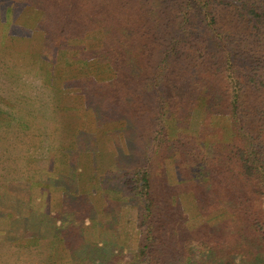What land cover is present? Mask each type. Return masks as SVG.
<instances>
[{
  "label": "trees",
  "instance_id": "1",
  "mask_svg": "<svg viewBox=\"0 0 264 264\" xmlns=\"http://www.w3.org/2000/svg\"><path fill=\"white\" fill-rule=\"evenodd\" d=\"M0 8L3 51L33 43L40 54L10 64L43 73L61 50L77 52L61 57L62 68L76 60L112 71L102 80L85 66L63 72L65 116L78 118L55 147L53 214L28 223L30 189H19L15 205L0 199L12 214L0 264H264V0H0ZM94 32L100 44H84ZM196 111L207 124L183 132ZM213 116L229 120L230 134L210 126ZM117 123L108 168L99 142ZM130 210L138 231L130 260L121 246L86 239L94 225L117 236ZM38 226L43 233L28 230Z\"/></svg>",
  "mask_w": 264,
  "mask_h": 264
},
{
  "label": "rangeland",
  "instance_id": "2",
  "mask_svg": "<svg viewBox=\"0 0 264 264\" xmlns=\"http://www.w3.org/2000/svg\"><path fill=\"white\" fill-rule=\"evenodd\" d=\"M4 8V10L7 11H4V16H7L12 6L8 5ZM24 8L22 13L29 16L30 10H28L27 7ZM1 13L2 11L0 8V19L1 17L3 18ZM26 19H29V17ZM26 19L21 17L18 23L21 22V24L30 25L25 22ZM12 29H14V26ZM97 38L98 35L95 34V32L89 33L83 42L84 44L87 43L90 47H96L101 41ZM2 41L1 38L0 59L3 60H0V199L7 196L5 199L10 202L9 204L15 205L17 199L22 201L24 196V194H20L19 188L23 185H20L19 182L29 181L34 185V183L37 184L40 182L39 180H41L43 188L48 187L47 190H50L52 193L58 191V189L52 186V180L56 177L55 154L57 152L60 153L59 146L57 147V151L55 147L59 145L60 142L67 141L69 130L73 128L71 127L73 125L72 121L78 118L74 115L65 116L66 111L64 106L69 99V95L62 89L63 72L71 76L73 71L80 73L81 66H85L83 70L87 71L86 73L102 80L111 76L112 71L107 63H90L87 61V64L82 65L83 63L76 64V60H74L75 63L69 62V64H71L69 67L66 68L65 66L62 68L60 63L61 57L66 56L67 62L68 59L73 61V59L69 57L76 56L77 52L69 51V53H63L61 50L58 52V57L54 63L55 65H49L47 63V66L43 67V70H45L43 73L37 70L32 71V73L24 72L23 69H21L22 71H18L16 70L17 68L15 69V67L10 65L9 61L16 59L18 61L20 60V56H40L38 50L33 43H29L28 45L23 44L19 47L20 52L5 53V51H3ZM9 54L18 56H7ZM37 61H39V65L42 64L41 58ZM196 112L197 115L195 119L192 120L188 128L182 129L183 132H188L189 130L190 132L196 133L197 129L200 130L203 125L207 124L205 122V113L201 111ZM210 126L221 129L224 134L226 132L230 134L231 126L226 117L213 116ZM74 127L76 128L77 126L74 125ZM170 127L173 130L178 129L175 122H170ZM106 129L108 130L106 131ZM106 129L101 132L102 136L99 144L102 152L98 155L103 157V163L110 168L112 167V154L115 152L112 142V132L117 130L120 131V128L117 123L116 126H110ZM216 136L213 135L208 138L214 140ZM8 148L10 153L9 156H7ZM166 168L170 176V183L176 185L178 181L171 160L167 161ZM103 169H105V167H103ZM9 183L11 188L5 191L8 189ZM80 183H82V181ZM22 190L24 192L27 188L25 187ZM43 191L45 192V189H43ZM31 192L32 204L30 202V205L32 207H30V209H33V213L27 215V221L28 223H37L40 221L46 223L48 221L47 217L49 216L45 215L47 209L45 197H41L40 200L38 190L31 189ZM10 194H13L14 197L8 196ZM33 195L34 197L32 198ZM15 197L16 199L13 200ZM182 203L193 215V221L198 224V220L200 219L196 215L192 197L183 195ZM5 208L7 210L9 206H5ZM3 213L4 211L0 208V215ZM22 216L23 214L20 215V217ZM225 216V214L219 215L216 221L222 220ZM6 217L11 219L12 214ZM16 217L15 215V218ZM126 219L122 227L119 225L120 232L118 231L117 236L111 235L114 234L115 231L110 230L109 232H104L94 225L90 234L85 235V237L90 242L100 243V246H103V243H110L113 246L123 247L125 253L121 255V257H123V260H130L132 254L137 249L138 231L136 229V216L134 212L130 210ZM16 221L19 227H23L22 225H24V223H22L21 219L17 218ZM5 224V221H0V228L5 226ZM105 229L106 228H104V230ZM14 231L17 232V228H15ZM105 231H107V229ZM59 254L60 250L58 251V256ZM60 264H63V260Z\"/></svg>",
  "mask_w": 264,
  "mask_h": 264
},
{
  "label": "crops",
  "instance_id": "3",
  "mask_svg": "<svg viewBox=\"0 0 264 264\" xmlns=\"http://www.w3.org/2000/svg\"><path fill=\"white\" fill-rule=\"evenodd\" d=\"M0 60H3V59H0ZM10 65H12V64H10ZM12 66L15 67V69L17 68L16 70H18V71L21 70V69H23L24 72L32 73V72H29L27 68L21 67L22 65H12ZM2 107H4V106H2ZM7 153H8L7 156H9L10 155L9 148H8V152ZM4 156H6V155H4ZM39 181L40 182H38L37 184L34 183V185H33V183H30L29 181L19 182L20 185H23V186H20L19 189L22 190V189H24L26 187L27 190L28 189H30V190L31 189L38 190V194H39L40 200H41V197H45V200L47 202V205H46L47 206V209L45 211V215L51 216L53 214L52 212L54 210L53 208H54V204H55V199H56V196H57V193H58L59 190L56 193H52V192H50V190H47L48 187L47 188H43L42 181L41 180H39ZM9 188H11L10 183H9L8 189H6L5 191H8ZM43 189H45V192L43 191ZM55 189H57V188L55 187ZM33 194H34V192H33ZM33 197H34V195L32 196V198ZM7 203H8V201L4 197H2L1 198V204H7ZM1 210H3L6 213V211L3 208H1ZM6 214H7V216H9V213H6ZM8 218L9 217H5V218L4 217H1L0 218V221H5V223H6L5 226H3L2 228H0V241H3V242H11V239H10L11 236L9 234L10 233V230H11V226H10V220L11 219H8ZM18 228H19V230L17 231V235L18 236H22V234H23L22 232H24L26 230V228H24V229H23V227H18ZM42 229H43V227L38 226V227H34V228L31 227L28 230L29 231H33V232H41V233H43Z\"/></svg>",
  "mask_w": 264,
  "mask_h": 264
}]
</instances>
